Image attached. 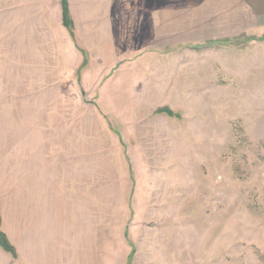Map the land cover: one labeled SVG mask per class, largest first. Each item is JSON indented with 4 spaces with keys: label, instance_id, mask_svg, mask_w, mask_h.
Returning a JSON list of instances; mask_svg holds the SVG:
<instances>
[{
    "label": "rangeland",
    "instance_id": "rangeland-1",
    "mask_svg": "<svg viewBox=\"0 0 264 264\" xmlns=\"http://www.w3.org/2000/svg\"><path fill=\"white\" fill-rule=\"evenodd\" d=\"M67 1L69 37L39 56L0 3V229L17 251L0 246V264L51 244L89 246L93 264H264L256 14L245 0Z\"/></svg>",
    "mask_w": 264,
    "mask_h": 264
},
{
    "label": "crops",
    "instance_id": "crops-1",
    "mask_svg": "<svg viewBox=\"0 0 264 264\" xmlns=\"http://www.w3.org/2000/svg\"><path fill=\"white\" fill-rule=\"evenodd\" d=\"M1 2L4 9V17L6 16L7 23L10 22L11 24L7 27V30H10V34L14 32L15 41L19 40L20 52L24 48L25 52L31 50L39 56L43 48L52 51L54 46L56 49L62 50L59 45L60 42L62 44L60 39L64 38V36L66 38L69 37V31L62 23V0H0ZM245 2L248 5L244 8L256 14V22L252 27L264 29V0H245ZM51 7L54 10V15L52 12H48L52 9ZM65 47L69 48L67 44H65ZM70 48L75 53L70 58L74 60L77 56L79 61L82 60V53L75 46ZM35 212H40V209L37 207ZM37 222L40 221L37 220ZM55 224L58 223L49 219L43 222L42 229L44 228V233H46V235H43L44 239L52 234L53 230L48 229H51ZM74 228L75 226L73 225ZM31 236L30 234L29 237ZM51 239H53V236ZM29 249L30 251L27 248L25 254L21 252L19 264H93L92 259H90L91 247L85 245L79 247L63 245L60 247L51 244L41 248Z\"/></svg>",
    "mask_w": 264,
    "mask_h": 264
},
{
    "label": "trees",
    "instance_id": "trees-1",
    "mask_svg": "<svg viewBox=\"0 0 264 264\" xmlns=\"http://www.w3.org/2000/svg\"><path fill=\"white\" fill-rule=\"evenodd\" d=\"M63 4V19L64 23L66 26L70 27L72 29V23L70 20V13H69V8H68V1L67 0H62ZM158 112H166L169 115H173V111L169 108H159L157 110ZM0 246L7 252L11 253L13 256H16L17 251L14 245L10 242L8 239L6 233L0 229Z\"/></svg>",
    "mask_w": 264,
    "mask_h": 264
}]
</instances>
